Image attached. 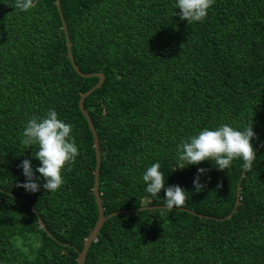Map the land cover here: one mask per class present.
<instances>
[{"label": "trees", "instance_id": "trees-1", "mask_svg": "<svg viewBox=\"0 0 264 264\" xmlns=\"http://www.w3.org/2000/svg\"><path fill=\"white\" fill-rule=\"evenodd\" d=\"M55 1L20 12L0 0V264H77L98 221L79 101L99 79L70 63ZM173 2L60 0L77 67L104 75L83 106L99 139L105 216L127 211L104 222L85 264H264V0H213L190 25ZM49 108L72 125L79 154L57 191L29 193L16 187L17 165L39 162L20 133ZM220 123L252 125L251 168L236 159L224 171L209 161L174 170L176 144ZM153 162L165 186L188 191L180 209L146 198L141 173ZM197 167L209 169L199 192Z\"/></svg>", "mask_w": 264, "mask_h": 264}, {"label": "clouds", "instance_id": "clouds-1", "mask_svg": "<svg viewBox=\"0 0 264 264\" xmlns=\"http://www.w3.org/2000/svg\"><path fill=\"white\" fill-rule=\"evenodd\" d=\"M36 4L37 0H13L11 6L20 12H26L36 7ZM212 4L213 0H174V15L190 25L202 21ZM71 133L72 125L59 119L57 112L52 108L41 116L28 118L20 133V143L25 148L31 147L30 155L39 163L33 166L28 158L20 161L17 167L21 170L24 180L17 182L16 187L29 193L41 189L48 193L57 191L63 183L62 169L79 154ZM254 138L251 124L242 130L228 123L201 128L176 144L173 155L174 170L209 161L217 171H224L233 165L234 160L239 159L242 161V171L246 172L256 157L250 143ZM159 169L158 162H153L143 169L141 180L144 192L152 203L153 200H162L163 208L173 212V206L178 210L184 205L188 191L175 184L165 186V176ZM208 171L209 169L197 167L192 181L195 192L203 189L200 177ZM162 188L164 195L163 199H160L158 193Z\"/></svg>", "mask_w": 264, "mask_h": 264}, {"label": "water", "instance_id": "water-1", "mask_svg": "<svg viewBox=\"0 0 264 264\" xmlns=\"http://www.w3.org/2000/svg\"><path fill=\"white\" fill-rule=\"evenodd\" d=\"M55 4L57 6V9H58V12H59V15H60V19H61V22H62V27H63L64 33L66 35V46H67V50H68L67 56H68V58L70 60V63L72 64L74 70L76 71V73L78 75H80L83 78L97 77L99 79L98 82L90 90H88L86 93H84L81 96L80 101H79V109H80L81 113L83 114V116L85 117V119L87 120L89 129H90V131H91V133L93 135V142H94L95 156H96V167H95V171H94L93 194L95 196L96 204H97V208H98V221H97L94 229L90 233V235L86 238L83 250L81 252H79V256H78V260H77V264H85V260H86L88 249H89L90 245L93 242L96 241V238L99 235L100 230H101L104 222L106 220H108L109 218L113 217V216H116V215H119V214H122V213H127V211H124V212H121V213H111L108 216H105L104 208H103V205H102V199H101V196H100V193H99V190H98V186H99L98 180H99L100 163H101L100 144H99V139H98L96 130H95L94 126H93L92 120L89 117L87 111L85 110V108L83 106L84 100L89 95H91L95 90L99 89L102 86L103 81H104V75L102 73L84 74V73H82L79 70V68L77 67V65H76V63L74 61L73 54L71 52V43H70V40H69V37H68L67 26H66L65 20L63 18V15L61 13L60 0H56ZM239 190H240V187H239ZM238 198H239V194H238ZM239 201L240 200L238 199L237 202H236L235 209H237V207L239 206ZM143 209H149V208L144 207V208H141L140 210H143ZM235 209L231 213V215H229L226 219H231L232 218V215L234 214ZM189 212H191V211H189Z\"/></svg>", "mask_w": 264, "mask_h": 264}]
</instances>
